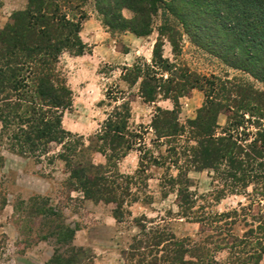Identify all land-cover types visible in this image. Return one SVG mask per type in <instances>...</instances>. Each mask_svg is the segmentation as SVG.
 <instances>
[{
    "label": "trees",
    "instance_id": "1",
    "mask_svg": "<svg viewBox=\"0 0 264 264\" xmlns=\"http://www.w3.org/2000/svg\"><path fill=\"white\" fill-rule=\"evenodd\" d=\"M87 2L26 0V6L0 28V146L23 157L47 159L51 164L62 160L68 173L63 184L67 194L79 192L84 199L114 203L118 221L132 215L125 206L140 200V186L150 178L146 172L153 166L166 167L165 184L177 193L179 214L183 216L193 213L196 204L191 170H213L221 191L250 194L251 185L264 190V0H95L111 29L150 36L154 16L161 9L178 19L181 27L172 24L167 15L152 60L124 66L120 75L129 89L139 84V95L146 102L170 99L173 108L158 106L149 126L135 127L131 94L120 86L110 89L107 98L115 105L89 145L83 135L64 127L65 112L73 105V90L59 70L64 54L83 55L88 49L81 35L88 19L84 10ZM125 9L133 12L131 18L123 16ZM184 34L194 45L249 75L262 87L245 79L199 75L176 58L165 57L163 37L172 43L177 57ZM197 87L204 91L205 101L195 118L183 122L180 97ZM221 114L227 115L224 126L219 123ZM149 129L155 135L151 144L145 140ZM54 145L60 147L57 153ZM134 150L140 152L134 175L107 170V164H95L87 155L99 151L111 163ZM82 155L87 158L80 159ZM172 167L177 169L176 175L169 173ZM37 200L44 202L38 205ZM48 200L36 195L27 203L34 204L35 215L61 216L47 207ZM55 228L63 244L72 240L77 230L63 221ZM143 242L136 237L130 257ZM146 242L153 248L170 247V264H201L204 260L202 255L197 261L188 259L186 255H196L187 243L165 230L156 229ZM158 260L155 257L148 264H158ZM48 263L78 264L59 251Z\"/></svg>",
    "mask_w": 264,
    "mask_h": 264
},
{
    "label": "rangeland",
    "instance_id": "2",
    "mask_svg": "<svg viewBox=\"0 0 264 264\" xmlns=\"http://www.w3.org/2000/svg\"><path fill=\"white\" fill-rule=\"evenodd\" d=\"M26 6V0H0V28L5 27L12 14ZM88 14L81 35L88 45L85 54L69 53L61 58L59 70L73 90V105L65 112L64 127L83 135L86 145L100 128L115 103H110L107 92L119 87L132 96V123L135 127L149 126L158 106L173 108V102L159 98L156 103L146 102L139 95V84L133 88L120 79L124 66L138 60L151 61L160 27L168 20L180 28L178 19L161 9L153 19L150 36H137L129 30L108 27L96 8L95 0L84 6ZM125 18L133 12L122 11ZM182 29V28H181ZM164 56L176 58L182 66L206 77L238 78L254 81L241 71L226 66L215 55L197 47L184 34L175 56L172 43L163 37ZM258 87L262 84L255 82ZM118 85V86H117ZM129 89V90H128ZM205 101V93L199 87L180 97V119L187 122L197 115ZM227 115L221 114L220 125L224 126ZM155 138L152 129L146 134V142ZM55 153L59 151L57 145ZM165 151V147H162ZM139 151H130L126 157L107 163L99 151L87 154L95 164H107V170L134 175L139 168ZM87 155H82L84 160ZM89 159V157H88ZM166 167H151L147 182L140 186V200L125 206L131 216L118 221L114 216V203L94 202L84 199L79 192L70 196L63 184L68 177L65 163L47 159L38 161L23 157L0 146V264H49L56 251L77 260L78 264H148L158 257V264H170L169 248L147 245L156 229L165 230L178 240L187 243L201 264H264V190L251 185L250 194L221 191L223 187L214 182V171L191 170V190L196 204L189 216L180 215L177 193L165 184ZM174 175L177 169L170 170ZM146 183V185H145ZM137 184L134 190L137 189ZM167 187V188H166ZM168 194L165 195V191ZM36 195L49 197L47 207H52L61 216L35 215L34 204L27 203ZM24 201V202H23ZM39 201L37 200V204ZM44 202V201H43ZM16 207L19 209L16 210ZM63 221L69 228L77 229L68 243L58 241L55 228ZM146 228H141V224ZM56 233V234H54ZM144 242L134 257L130 247L136 237ZM72 248H75L73 251Z\"/></svg>",
    "mask_w": 264,
    "mask_h": 264
},
{
    "label": "crops",
    "instance_id": "3",
    "mask_svg": "<svg viewBox=\"0 0 264 264\" xmlns=\"http://www.w3.org/2000/svg\"><path fill=\"white\" fill-rule=\"evenodd\" d=\"M65 123V119L63 120V124ZM65 125V124H64Z\"/></svg>",
    "mask_w": 264,
    "mask_h": 264
}]
</instances>
